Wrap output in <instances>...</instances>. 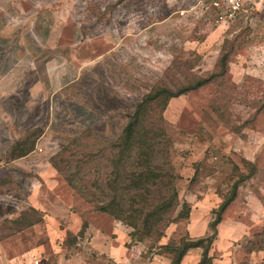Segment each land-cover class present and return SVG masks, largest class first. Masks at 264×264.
<instances>
[{
	"label": "rangeland",
	"instance_id": "rangeland-1",
	"mask_svg": "<svg viewBox=\"0 0 264 264\" xmlns=\"http://www.w3.org/2000/svg\"><path fill=\"white\" fill-rule=\"evenodd\" d=\"M215 2L0 0V264H170L160 245L209 235L212 262L264 264V0H242L228 21ZM226 51L223 75L156 105L165 133L155 163L169 174L143 207L153 209L170 181L177 198L165 222L186 203L189 216L162 238H133L95 204L112 195L114 142L145 94L220 72ZM24 140L35 150L14 158ZM246 160L257 173L214 228ZM74 173L92 193L74 188ZM201 255L192 248L181 264Z\"/></svg>",
	"mask_w": 264,
	"mask_h": 264
},
{
	"label": "trees",
	"instance_id": "trees-1",
	"mask_svg": "<svg viewBox=\"0 0 264 264\" xmlns=\"http://www.w3.org/2000/svg\"><path fill=\"white\" fill-rule=\"evenodd\" d=\"M222 55L219 66L220 72H215L210 77L203 78L193 85H187L185 88L177 91L162 86L145 94L137 103L129 121L124 126L116 142H114L117 152L115 157L116 177L113 180L111 188L112 195L107 200L101 199V203L95 204L96 209L99 211L110 213L131 226L133 228L131 232L133 238L136 236H138V240H142L143 237L152 236L162 238L165 235L164 228L168 227L175 220L188 218L189 216L190 206L186 203L185 210L179 214V218L168 219L165 222L166 213L172 208L177 198V191L170 181L166 183V185L168 184L166 187L169 188V191L167 193L160 191V199L156 206L153 209L144 208L151 190L158 187L167 174L162 165L155 163L158 152L155 146L158 144V138L165 133L156 128L155 122L160 121L158 119L159 115L156 114V105L160 108V111L164 110L171 98L186 93L190 89H197L205 83L211 82L213 78L217 79L223 75L227 70L231 52L226 51ZM34 150V144H29L28 140H24L17 142L11 153L14 158H18L28 156ZM134 150H136V155L133 156ZM64 163L66 166L70 164L69 160L65 159ZM129 163L133 166V169L128 171L126 170V164L128 165ZM245 164H247L246 167L249 172L242 174L235 181L228 195L224 196V199L218 206L217 217L213 223L214 228L221 222L222 213L237 196L239 187L257 173L253 162L246 160ZM76 175L77 173H74L68 177L74 188L78 189L82 194L87 195L92 193L89 185H78L74 181ZM90 185L98 186L97 183ZM135 204H139L141 207H136ZM33 210L37 213L36 209L32 208L31 211ZM84 229L85 227L83 226L81 235H83ZM214 240L213 235L199 239L184 237L180 243L173 240L167 244L160 245L159 248H164V251L173 254L170 264H181L188 250L196 247L202 248L201 259L197 264H222L212 262V256L209 254Z\"/></svg>",
	"mask_w": 264,
	"mask_h": 264
},
{
	"label": "built area",
	"instance_id": "built-area-1",
	"mask_svg": "<svg viewBox=\"0 0 264 264\" xmlns=\"http://www.w3.org/2000/svg\"><path fill=\"white\" fill-rule=\"evenodd\" d=\"M215 6L220 10L219 19L222 21H228L229 19H235L240 11H244V4L242 0H217ZM5 163V155L0 149V168Z\"/></svg>",
	"mask_w": 264,
	"mask_h": 264
},
{
	"label": "crops",
	"instance_id": "crops-1",
	"mask_svg": "<svg viewBox=\"0 0 264 264\" xmlns=\"http://www.w3.org/2000/svg\"><path fill=\"white\" fill-rule=\"evenodd\" d=\"M1 104V103H0Z\"/></svg>",
	"mask_w": 264,
	"mask_h": 264
}]
</instances>
